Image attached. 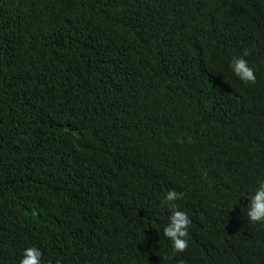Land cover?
Wrapping results in <instances>:
<instances>
[{
    "label": "trees",
    "instance_id": "16d2710c",
    "mask_svg": "<svg viewBox=\"0 0 264 264\" xmlns=\"http://www.w3.org/2000/svg\"><path fill=\"white\" fill-rule=\"evenodd\" d=\"M262 182L264 0H0V264H264Z\"/></svg>",
    "mask_w": 264,
    "mask_h": 264
},
{
    "label": "clouds",
    "instance_id": "9594fccd",
    "mask_svg": "<svg viewBox=\"0 0 264 264\" xmlns=\"http://www.w3.org/2000/svg\"><path fill=\"white\" fill-rule=\"evenodd\" d=\"M250 54L249 50H245L244 56ZM230 67L234 74L240 78L245 84H254L256 76L254 70L249 67L247 60L240 57H233ZM182 198V194L175 190L167 192L165 203H167L171 210L170 223L164 228V235L173 243V249L176 252H184L188 247V228L191 220L185 211L179 210L175 201ZM251 203L247 207V217L249 222L264 223V182L260 183L256 191L250 195ZM42 252L35 248L29 247L25 249L23 259L20 264H41Z\"/></svg>",
    "mask_w": 264,
    "mask_h": 264
}]
</instances>
